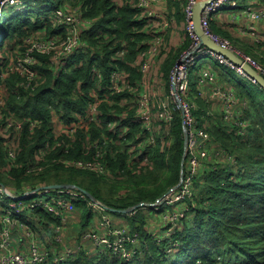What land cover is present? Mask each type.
<instances>
[{
    "label": "trees",
    "instance_id": "trees-1",
    "mask_svg": "<svg viewBox=\"0 0 264 264\" xmlns=\"http://www.w3.org/2000/svg\"><path fill=\"white\" fill-rule=\"evenodd\" d=\"M133 1L127 0L120 4L114 0H67L66 2L74 5H82L84 16L94 19L92 26L83 33L87 44L71 54L59 70L52 65L50 55L38 53L41 80L34 89L20 84L21 76L18 72L5 76L10 59L0 56V85L4 84L7 89L5 100L0 104V183L6 184L5 186L15 184L17 189H22L26 182L33 183L31 179L35 173H29L28 167L36 159V153L45 148L47 143L55 146L59 140L63 145L52 147L41 161L44 168L51 166L48 167L49 171L45 170L40 176L51 182L77 183L109 206L128 208L141 201L155 202L179 182L185 142L180 114H176L171 129L172 144L167 145L164 151H158V144L151 151V160L146 166L141 163L129 164L126 152L111 154L110 150L109 158L110 146H118L116 149L119 150L122 147L119 141L123 140V137L119 138L110 129L109 123L115 118L111 110L118 113L125 111L117 103L125 93L106 95L112 72L120 69L133 79L140 76L139 67L134 66L133 62L140 49L147 46L148 33L144 27L148 18L141 16L140 8ZM177 1L171 6L176 8L179 15L178 12L187 0ZM25 2L23 9H17L15 5L11 9L3 6L0 53L5 52L8 41L12 47H16L17 43H23L25 38L35 34L39 28H46L45 35L65 32L55 26L52 20L55 8L65 4V0ZM179 18L184 17L180 15ZM123 50L124 55H119V51ZM177 57L173 55L169 57L171 59H166L163 66L165 76L170 73ZM223 75L222 80L233 84L237 95L249 101V109L244 116L248 132L245 136L235 134L230 124L221 119L220 110L212 108L214 113L208 115L211 105L199 95V82L194 74L193 92L200 102L195 114L200 125L207 128L220 147L234 154L238 164L231 166L227 162L208 161L195 178V193L185 200L189 208L180 218L181 227L173 234L181 242L176 248L177 252L168 251L169 243H172L169 237L160 245L154 234L147 231L141 208L130 213L106 210L108 213L128 217L131 229L141 234L143 252L135 259L128 261L109 252L94 254L85 251L61 261L50 257L47 262L39 264H264V87L245 77L241 79L231 77L230 74ZM99 97L102 98L101 123L91 122L89 128H79L82 118L90 115L89 103ZM55 114L65 125L76 126L75 139L70 138L69 129L56 133L53 125ZM11 117L22 121L23 125L19 129L10 126L8 137L5 130ZM31 121H37L33 129ZM130 122L131 117L128 115L123 124L128 125ZM139 130L140 126L134 123L127 138L134 140ZM105 135H115V138L109 141L104 138ZM164 136L169 138L165 132ZM11 137L19 143L18 154L12 166L8 159ZM96 140L104 147L103 159L108 157L109 169L119 176L117 180L108 179L110 193L118 194L120 197L116 196L119 199L103 195V176L92 172L78 177L79 174L82 175L80 168L69 165L63 160L65 158L57 160L60 156L93 159L96 155L93 143ZM66 143H71L68 153L65 151ZM53 158H56L55 164L51 162ZM156 168L170 176L166 190L163 181L157 182L158 178L151 176ZM121 183L132 184L137 190L136 194L133 191L120 194V190H117ZM79 205L85 212L82 221L85 228L91 217L98 212L84 202ZM175 206L168 204L156 210L163 213L172 211ZM5 207V203H0V215ZM36 212L43 213L39 210ZM189 213H194V220L186 217ZM20 218L25 220L24 217ZM138 221L140 222L137 223ZM1 253L0 248V256Z\"/></svg>",
    "mask_w": 264,
    "mask_h": 264
},
{
    "label": "built area",
    "instance_id": "built-area-1",
    "mask_svg": "<svg viewBox=\"0 0 264 264\" xmlns=\"http://www.w3.org/2000/svg\"><path fill=\"white\" fill-rule=\"evenodd\" d=\"M121 1L125 3L127 0ZM152 1L154 0H138L135 5L142 9L148 4V2ZM8 3L12 5H19V0H1L0 5L4 6ZM195 3L196 0H188L185 8L187 13V27L190 35L193 38L191 45L194 46V50L190 54L185 53L184 56L178 62H176L177 64L175 63L172 72L168 77V81H170L172 84L171 89L172 86L175 85V88L173 87L172 90L174 105L170 106L169 104L164 103L162 107L163 110L159 112L161 108L159 105L156 112V119H158L159 115L161 120L172 123L175 118V112L178 109L181 110L182 121L184 127H187L188 133V142L186 148L187 155L183 167V177L181 185L167 194L165 203H147L155 204L153 205L154 209H159L168 204L174 205L175 202L173 198L171 199V196L175 193H177L180 199H182L181 206L175 204L176 206L172 211L167 210L162 213L164 217V223L165 225H167L163 228L164 233H167L171 228L174 229L175 233L176 230L181 227L180 218L189 208V204L185 200L187 198L193 197L192 185L194 176L196 175V173L201 171L206 164H208V161L227 162L231 166H236L238 164V160L234 156V154L229 150L220 147L219 144L213 140L212 135L207 130V128L205 126L199 125L200 120L195 114V110L198 109L199 104L197 95L193 92V80H191L188 70L191 69L196 63H198L200 59H203L208 55H212L220 62H227L231 64L233 68L237 69L241 76L246 77L250 82L257 83V81L251 75H249L242 67L234 64L229 58L221 53L216 52L206 45L200 44V38L196 34L193 20V10ZM229 7L237 8V0L212 1L203 12V28L213 39L219 41L224 46L234 50L264 75V62L259 55L241 50L236 44H233L229 39L222 38L220 34L214 32V30L212 29V22L217 12L223 8ZM143 13L146 14V11L143 10ZM242 14H245L249 17L248 24L252 28H254L260 22L264 23V10L262 9H258L251 5H248L244 9H242ZM2 16V11H0V19L2 18ZM52 20L55 26H59L58 28L64 29L65 32H57L55 33V35H45L43 38H38L37 36L27 37V40L29 39V41L28 43H25L26 49L22 52L20 57L14 59L7 65L4 72L5 76L10 75L13 72H18L21 76L20 84L26 88L34 89L38 86L41 80V72L38 66L40 62L38 53L50 55L52 65H54L57 69H60V67L65 64L66 60L71 54L87 44V41L83 39V33L92 26L94 19L84 16L82 5H72L66 2L62 6L55 8ZM242 32L246 33L247 29L243 28ZM162 40V36L158 35L155 37L153 42H162ZM119 55H124V50L119 51ZM143 55H146V53H144ZM143 58L144 60L141 63L142 71L143 73L147 74L152 65L148 62V58ZM128 76L129 74L123 70H113L111 83L109 86L110 96L125 93V91L127 90H133V86L128 80ZM159 76H161L162 81V78L164 77L163 74H159ZM218 77L219 72L204 70L197 76V79L199 85L203 86V84L207 83L209 80L218 81ZM199 95L203 97L204 91L200 90ZM211 97L222 102V110H220L221 119L227 124H230L231 129L235 134L239 136H245L248 132V123L244 116L245 111L249 109V101L247 99H241L237 95V92L233 87L224 86L218 82L213 83L212 85ZM162 99L163 98H161V101ZM101 101V97L96 98L89 103V107L94 108L96 106H99ZM126 101L127 98L123 97L122 102H125L123 103L124 105H127ZM113 102L114 99L112 100V103ZM139 107L143 110L144 115L151 114V102L147 94L143 96ZM212 108L213 107L211 106V108L208 109V115H212L214 113ZM89 114L91 113L89 112ZM127 117L128 112H123V118L125 119ZM36 123L37 121H31L32 129L37 125ZM145 124V129L147 130V122H145ZM22 125V121L16 120L15 118L11 117L8 121L6 129L8 130L10 126H14L15 129H19L22 127ZM128 132L129 128L127 126L124 127L121 134L123 140L119 141V143H121L123 150L129 155V164L135 165L141 163L142 165L146 166L147 162L151 160V151L153 150V148H151L149 152H146L144 150L133 152L132 143L130 142V140H126V134ZM167 132L168 133L166 134H170L169 137L171 138V132ZM8 135L10 136V133H7V136ZM137 135L138 133L136 134V136ZM136 136L132 141L135 142L137 140ZM15 138H17V135H15ZM143 145H146V143ZM18 146L19 143H17L16 139L13 138V142L9 147V154L12 163H14V160L18 154ZM52 147L53 146L51 145V143H47L44 149V154L50 152ZM69 148L70 144L66 143L65 151L67 153L70 150ZM94 148L96 150V155L93 159L76 158L67 159L64 161L69 163V165L75 167L92 169L96 171L95 173L106 174L110 177L118 178L119 176L117 175V173L111 171L109 167L106 166L103 162L102 159L105 155V151L100 145V142H96L94 144ZM215 149L216 151L213 155L212 151H214ZM36 167L38 166L34 165L32 169H35ZM39 167L42 168L41 166ZM4 189L5 188L0 186V191L3 192ZM52 191L54 190L42 189L36 192H32L31 195L34 196L31 200L25 201V199L20 198L17 200V202H12L10 205L12 209H15L16 211H18V213H24L25 209H30L32 211L37 207L42 206L47 210L63 215L70 210H74L76 207L75 203H73L74 199L76 198L72 196H83V194L79 193L75 195L70 189L68 190V193L71 196L66 194V189L59 191L62 195L54 194ZM29 195L30 194L23 195L22 197H27ZM9 198L10 200L13 199V197ZM176 208L178 209V211ZM95 210L100 211L102 213L101 216L94 222V225L92 227L87 228L82 232V242H88L92 246L90 247L89 252H94V254L100 252H109L110 254L128 261L135 259L136 256L143 252L141 234L137 230H133L131 229V227L125 225L117 224L115 221L113 222L112 218L107 214L108 212L106 211V207L103 204H99V207ZM10 212L6 214L7 219L11 222L13 217L11 216ZM18 221L22 222L20 217L18 218ZM60 223H66L65 217ZM58 228H60V226H58ZM8 230L9 228H6V234L10 235ZM53 238L56 242L64 241L56 235H54ZM0 248L2 249L0 264H39L47 262L50 257H52L56 261H61L67 259L70 256H76L77 253H80L79 251L82 246H65L58 253H53L49 250H43L36 242L32 243L30 249H28V251L26 252H6L7 247L4 246L3 243H1Z\"/></svg>",
    "mask_w": 264,
    "mask_h": 264
},
{
    "label": "rangeland",
    "instance_id": "rangeland-1",
    "mask_svg": "<svg viewBox=\"0 0 264 264\" xmlns=\"http://www.w3.org/2000/svg\"><path fill=\"white\" fill-rule=\"evenodd\" d=\"M114 2L115 3L119 2L120 4L121 3L124 4L123 1H121V0H114ZM133 2L135 4L136 2H138V0H134ZM174 2H178V1L177 0H154L152 2H148V4L145 7H143V8L141 7L144 11H146V14H144L143 10L140 9L141 10V16L145 15L148 18L147 19L148 23L144 27V30H146L148 33V38L146 39L147 46L145 48L140 49L136 60L133 62L134 66L139 67V71L141 72V74H140V76H138L137 78H134V79L131 78L130 76H128V80L131 82V84L133 86L132 91L127 90V91H125V95H123V96H126V98H127L126 103L128 106L123 104V103H125V102H122L123 96L118 101L115 99V101H117V103L121 104V106L124 107V109H125L124 112H128V115H130L132 122H130V124H128V125H124L123 124V121H124L123 112L118 113L116 111L114 112L113 110H111V114L113 117L115 115V118H114V120L110 121L109 126H110L111 131L114 134H117V136H119V138L121 137V134L123 132L124 127L127 126L130 130V128L134 127V123H136V124H138V126H140V130L138 131V135L136 136L137 140L135 142L132 141V139H128L127 134H126V140L127 141L130 140V142L132 143L133 152L140 151V150H144L146 152H149V150L151 148L155 149L158 144H159V146L157 148L158 151L159 150L164 151L165 148L167 147V145H171L173 142L172 138L169 137L167 139L164 136V132L165 133H168L167 131L171 132L174 120L172 121V123H169L165 120H161L159 115H158V119H156V112L158 110L159 105L161 107L159 112H161L163 110L162 107H163L164 103L169 104L170 106L174 105L173 97H172L173 86L171 89L172 84L170 81H168V77L170 76L174 66L172 67L168 76L167 75L165 76L164 69H163V66L165 64L164 61H166V59H168L169 57H171L173 55H177L178 57L176 59V62H178L184 56L185 53L190 54L194 50V46L191 45L193 38L190 35L188 27H187V25H188L187 13H186L185 8H186V5L188 3V0H187V3H185L183 5V7H181L180 11L178 12V14H179L178 16L181 15L184 17L181 20H184L185 28H182V29L179 28V25H178L179 23H177L176 16H175L174 12L171 10V8H174V6L170 7V4H174ZM0 3H1V0H0ZM25 3H26L25 0H19V5H15V6L17 7V9H23L25 6ZM260 3L262 5H264L263 2H260ZM249 5L257 8L255 4H249ZM1 6L2 5H0V11H4L3 6L2 7ZM4 6L7 9H9L10 6L14 7L10 3L5 4ZM2 14H3V12H2ZM237 16H242V11L237 12L235 14V18ZM2 17H4V15ZM248 20H249V17L246 18V22ZM1 22L2 21L0 19V23ZM166 23H168V24H166ZM57 27H59V26H57ZM212 29H213V27H212ZM178 30H180L182 35L179 36L178 40L174 39L173 42L179 43V39H183V40H185L186 44L182 45L179 49H177L180 51L175 54L173 51H177V50L174 49V44H171V42H170V35H171L172 31H174V34H176ZM45 34H47L46 28L43 27V28H39V30L35 31V34H32L30 36H37L38 38H43L45 36ZM158 35L162 36V38H163L162 42H160V41L153 42L155 37ZM221 37L224 39L225 38L229 39L233 44H236V41L234 42V40L232 38H229L230 36L228 37V36L221 35ZM220 40H222V39H220ZM28 41H29V39L27 40V38H25L23 43H21V44L17 43L16 47H12V45L8 41V43H6L7 45H6L5 52L0 53V56H6L10 59V62L13 61L14 59L21 56L22 52L26 49L25 43H28ZM22 47H24V49ZM144 53H146V55H143ZM143 57L148 58L149 59L148 62L152 65L147 74L143 73V71H142L141 63L144 60ZM169 59H171V58H169ZM211 62H214L212 55H208V56L204 57L203 59H200V61L198 63H196L193 66V68L188 70V73L190 74L191 80L194 79V74H196L198 76L204 70H212V71L218 72L217 67L214 66ZM263 62H264V60H263ZM221 63L223 64V66H224V64H227L225 66L233 68L232 65L227 63V62H225V63L221 62ZM215 65L219 66L217 63ZM57 70H59V69H57ZM159 74H163V76H164L162 78L163 82L161 81V76H159ZM154 75H156V76H154ZM230 75H231V77L234 76V77L241 78V79L246 78V77L243 78V76L241 77L240 73L237 71L236 68L230 69ZM226 81H229V80H226ZM217 82L224 85V86H228V83H226L225 81L222 80L221 75L218 77V81H210L209 80L207 83L203 84V86H211L212 87V84L217 83ZM230 86L234 87V85L231 83H230ZM170 89H171V91H170ZM234 90L236 91L235 88H234ZM109 93L110 92L107 91L106 95L110 96ZM6 94H7L6 86L4 84L0 85V104H2V102H4ZM121 94H124V93H121ZM145 94H147V96L150 98V102H151V114L150 115L149 114L144 115L143 110L139 107V104H140V102L143 99V96ZM161 98H163L162 101H161ZM110 99L113 100V97H111ZM199 103L200 102L198 101V104ZM217 110H222V107L221 108L219 107ZM88 112H90L92 115L90 114L89 117L82 118V120L80 121L79 128H83V127L89 128L91 122H96L99 124L101 123L102 108L100 107V105L96 106L94 108L88 107ZM159 112H158V114H159ZM131 113H133V114H131ZM176 114H180L182 117V111L181 110L178 109L175 112V116H176ZM134 121H137V122H134ZM145 122H147V130L145 129V125H146ZM53 125H54L55 131L57 134H59L63 131H66V129H69L70 138L71 139L76 138V131H77L76 126L75 125H72V126L65 125L62 121H60V119L58 118V116L56 114H55L54 119H53ZM182 125L184 128L183 121H182ZM7 131L8 130H5V132H7ZM140 133H142V134H140ZM168 135H170V134H168ZM8 137H10V136L8 135ZM104 138L111 141L115 138V135H113V136L105 135ZM157 140H158V142H157ZM10 142L11 143L13 142V137H11ZM96 142H99V141L96 140L93 143V146ZM104 143L107 144L108 142H104ZM145 143H146V145H143ZM68 144H70V146H71V143H68ZM116 144H118V142H116ZM62 145H63V143L61 142V140H59L58 145L56 142L55 146H53V147L62 146ZM100 145H101V143H100ZM116 147L118 148V146H113V145L110 146L109 158H110V150H111V154L112 153L113 154L118 153L119 151L125 152L122 147H120L119 150H117ZM44 149L45 148H43L42 150H40L36 153V156H35L36 159L28 167L29 173H35L34 174L35 176L31 179V181L33 183H27L26 182L22 189H17L15 187V184H11L10 186L5 187L6 184L0 183V186L5 188L3 190V192L0 191L1 192L0 203L6 204V207L2 211L3 213L0 215V245H1V243H3L4 246L7 247L6 252H15V251H11L12 250L11 246H13L14 249H16L17 246H19L21 249L27 248V242L31 240L30 237L32 236L33 238H36L37 235L41 234V232H40L41 229L39 226H41L42 224L40 225L39 222L36 221L34 225H31L33 217L36 214H39L44 219V222L46 224L49 223V225L51 227L50 228L51 233L48 235L50 236V238L53 237L54 235H56L59 238L66 240L67 234L69 233L70 230H71V232H74V231L77 232L78 230H80V225H81L82 220L84 218L83 215H81V210L78 209L79 206H81V205H79L80 202H84L85 204H88L90 207L93 208V210L97 209L99 207V204H103L105 207L109 206L106 203L102 202V200H100L98 198H97L98 199L97 201L92 200L83 191H81L79 188L67 187V188H42L44 190L45 189L54 190L52 192L54 194H58V195H62V194H60L59 191L63 190V189H66V194H68V195H70L68 193L69 189L72 190V192L75 195H77L78 193L83 194V196H72V197L76 198L73 201V203H75L76 207L74 210H70L63 215H60L56 212L47 210V209L43 208L42 206H39L32 211L30 209H25L24 213H18V211H16L15 209H12L10 204L12 202H17V200L20 198L25 199V201L31 200L33 197L31 195V193L36 192L37 191L36 188H38L39 186H43V185H47V184H51V183H56V182L49 181L48 179H46V177L40 176L45 170L49 171L48 167L51 166V165H48L47 167L44 168L45 165L41 162L42 160H44L46 158V154H44V152H45ZM215 151H216V149L214 151H212L213 155L215 154L214 153ZM62 158H65L63 160L69 159V157L60 156L59 158H57V160L58 159L62 160ZM8 159L10 161V165L12 166L10 154H9ZM54 159H56V158H53V160L51 159L52 160L51 162L55 164L56 161ZM15 160H16V158H15ZM15 160H14V163H15ZM102 160L106 166L109 165L108 157L105 160L104 159H102ZM54 164H52V165H54ZM34 165L38 166V167H36L35 169H32L34 167ZM39 166H41L42 168H40ZM77 168H80V170L79 169L78 170L82 174V175L79 174L78 177L84 176L87 174H92V172H93V174L103 176L105 178V182L102 184L104 186V187L102 186L103 195L110 197V198L113 197L114 199H119V198H117V196L120 197L118 194L110 193V191H109L110 190V184L108 183L109 178L115 179V180H117V178L110 177L109 175H106V174L95 173L96 171L92 170V169H85L84 167L83 168L77 167ZM84 170H86V171H84ZM87 171H90V173ZM201 171L196 173V175L194 176L193 185H192L193 194L195 193L194 180L196 177H198L200 175ZM28 175H31V174H28ZM151 176H153V177L156 176L158 178L157 182L163 181L165 183V186H166L164 188H165V190L167 189V186H168L167 181L170 179V176L168 174H166V172L158 171V168H156L154 173ZM134 188L135 187L132 184L128 185L126 183H121L119 185V188L117 191L120 190V194H125L126 192L129 193L132 191L134 194H136L137 190ZM42 189H40V190H42ZM168 190H166L155 202H157ZM199 191H201V188L199 189ZM20 192H23V193H20ZM28 194H30V195L27 197H22L23 195H28ZM9 197H13V199L10 200ZM172 198H173L175 204L181 205L182 199H180V197L177 193L173 194L171 196V199ZM72 200H73V198H72ZM94 202H97V203H94ZM155 202H153V203H155ZM165 202H166V197H165L164 203ZM146 203H151V202H146ZM155 204H146V205L140 207L142 212H143L142 215L144 216V220L146 221L145 228L147 229L148 232H152L154 234L156 241L160 245H162V243L165 241V239L167 237H169L170 240L172 241V243H169L168 251L170 253L175 252V251L177 252L176 248L181 245V242L173 237V234H174L173 228L169 229L167 233L163 232L164 231L163 228L167 225H165V223H164L163 214L160 213L158 210L152 208L153 205H155ZM107 207H106V210L112 211L110 209H107ZM109 207H112V206H109ZM113 208H115V207H113ZM140 208H138V209H140ZM36 210L43 212V214H45L47 216L44 218L42 213H38V212H36ZM96 211H98V210H96ZM177 211H178V209H177ZM8 212H10L11 216L13 217L11 222L7 219ZM75 212H79V213L76 215V214H74ZM98 212H99V217H100L102 213L100 211H98ZM133 212H135V211H133ZM70 214H74L73 217ZM107 214L112 218L113 222L114 221L116 222V220L114 219V216H117V215H115L113 213H107ZM193 216H194V213H189L186 217H190L191 219L194 220ZM19 217H24L25 220L20 218L22 220V222H19L18 221ZM64 217H65V221L67 224L66 223L65 224L60 223ZM94 222L92 224L89 223L88 226H86L84 229L92 227L94 225ZM139 222L140 221H138L137 223H139ZM117 224H119V223H117ZM120 225H125L128 227H131V225L129 224L128 221H127V223L123 222ZM58 226H60V228H58ZM6 228H9L8 231H9L10 235L6 234ZM46 228H47V226H46ZM24 233L26 234V239H25ZM41 240L45 241V234L44 233L41 235ZM22 252H26V251H22ZM78 254H80V253H77V255Z\"/></svg>",
    "mask_w": 264,
    "mask_h": 264
},
{
    "label": "crops",
    "instance_id": "crops-1",
    "mask_svg": "<svg viewBox=\"0 0 264 264\" xmlns=\"http://www.w3.org/2000/svg\"><path fill=\"white\" fill-rule=\"evenodd\" d=\"M66 1L67 0H65V2ZM237 2H238L237 8H230V7L229 8H223L217 12V14L215 15V18L212 22L213 30L218 34L228 36V37L230 36L229 38H232L234 40V42L236 41V45L241 50H243L245 52L253 53L255 55H259V56H261V59L264 60V23L260 22L254 28H252L251 26H249L248 21L246 22V18L248 17L247 15L242 14V16H237L235 18V14L237 12L242 11V9H244L249 4H255L258 9L264 10V5H262L260 3V2L264 3V0H237ZM68 3H70V2H68ZM70 4H72V3H70ZM72 5H74V4H72ZM170 7H171V4H170ZM171 10L174 12V14L176 16L177 23H179L178 24L179 28L180 29L185 28L184 20H181L179 18V16L176 14L177 13L176 8L175 7L171 8ZM243 28L247 29L246 33L242 32ZM181 35L182 34H181L180 30H178L176 34H174V31L171 32L170 42H171V44H174L175 50L179 49L182 45L186 44L185 40H183V39H179V43L173 42L174 39L178 40L179 36H181ZM179 51L180 50L173 51V52L176 54ZM213 59H214V62H211V63L217 67L218 72L221 75H223V74L229 75L230 74V68L229 67L225 66V64L223 66V64L219 60H217L215 57H213ZM164 63H165V61H164ZM216 63L219 66L215 65ZM228 86H230V84H228ZM199 89L204 91V96H203L204 100L206 102H208L214 109H218L219 107L220 108L222 107V102H220L216 99H213L211 97V94H212V87L211 86H200L199 85ZM78 209L81 210V215H85L83 207L79 206ZM78 213L79 212H75L74 214L77 215ZM74 214H70V215L73 217ZM42 215L44 218L47 216L43 213H42ZM98 217H99V212L95 213L91 217L89 223L92 224L95 220H97ZM114 219L119 224H122L123 222L127 223V221H128V217L121 216V215L114 216ZM36 221H38L40 225L42 224L41 226L38 225L41 229L40 230L41 234L37 235L36 238H33L31 236L30 237L31 240L27 242V248L21 249L19 246H17L16 249H14L13 246H11V249H12L11 251H15V252L27 251L28 249H30L31 244L34 242H36L43 250H49L53 253L60 252L63 249V247H65V246H73V247L82 246V248L80 249L79 252H85V251L89 252L90 251V247H92L91 244L88 242H82V232L84 231L83 230L84 229L83 222L80 225V230H78L77 232H75V231L71 232V230H70L69 233L67 234L66 240H64L63 242H56L53 237L50 238V236L48 235L51 233V230H50L51 227H50L49 223L46 224L44 222V219L39 214H36L33 217L31 225H34ZM46 226H47V228H46ZM43 233L45 234V241L41 240V235ZM24 236L26 239L25 233H24Z\"/></svg>",
    "mask_w": 264,
    "mask_h": 264
},
{
    "label": "water",
    "instance_id": "water-1",
    "mask_svg": "<svg viewBox=\"0 0 264 264\" xmlns=\"http://www.w3.org/2000/svg\"><path fill=\"white\" fill-rule=\"evenodd\" d=\"M214 0H196V3L194 5L193 10V20L195 25V31L197 36L200 38V44L206 45L210 47L211 49L215 50L218 53L223 54L227 58H229L234 64L237 66L242 67L249 75H251L258 84H260L262 87H264V75L260 73L254 66H252L249 62H247L241 55L236 53L234 50L224 46L220 42L213 39L203 28L202 25V16L205 8ZM175 88V85H173ZM184 153L182 157V163H181V173H180V180L179 182L173 186V188H170L158 201L157 204H163L165 197L168 193H170L173 189L178 188L181 185L182 177H183V167L185 163V158L187 155L186 148H187V142H188V133H187V127H184ZM6 187V186H5ZM79 188L81 191H83L89 198L92 200L97 201V197L87 188H84L76 183H65V182H56L51 183L43 186H39L37 189L40 190L42 188ZM147 203L145 201H141L131 207L128 208H113V207H107V209H110L112 211L120 212V213H130L138 208L146 205Z\"/></svg>",
    "mask_w": 264,
    "mask_h": 264
},
{
    "label": "bare ground",
    "instance_id": "bare-ground-1",
    "mask_svg": "<svg viewBox=\"0 0 264 264\" xmlns=\"http://www.w3.org/2000/svg\"><path fill=\"white\" fill-rule=\"evenodd\" d=\"M9 7V6H8ZM11 7V6H10ZM4 8H5V6H4ZM12 8V7H11ZM7 9V8H6ZM219 42V41H218Z\"/></svg>",
    "mask_w": 264,
    "mask_h": 264
}]
</instances>
